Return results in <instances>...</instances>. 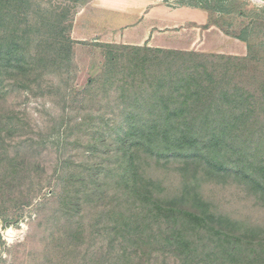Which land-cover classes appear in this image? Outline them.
<instances>
[{
	"label": "trees",
	"instance_id": "trees-1",
	"mask_svg": "<svg viewBox=\"0 0 264 264\" xmlns=\"http://www.w3.org/2000/svg\"><path fill=\"white\" fill-rule=\"evenodd\" d=\"M25 1L0 0V100L3 101L11 91L39 86L41 80L37 79L45 69L68 66L76 14L73 11L68 17L67 8L72 0L59 7L62 12L51 24L46 21L49 18L35 22L34 15L24 6ZM195 7L208 13V24L203 29L215 26L234 37L211 15L208 7L201 4ZM40 10L47 12L42 7ZM43 29L46 31L42 32ZM49 29L59 32L60 37L52 41L55 44L47 43ZM237 39L246 43L248 59L145 46L103 45L108 48V68L100 80H94L93 93L88 89L83 93L89 102L98 104L97 92L115 86L114 105L118 112L110 120L116 147L115 166L105 168V177L123 186V191L114 194L112 204H102L110 206L107 215L114 218V235L121 237L127 248L141 252L161 246L173 251L180 264H264L263 224L241 222L215 209L214 221L209 222L203 215L175 204L178 187L183 183L187 190L188 175L196 176L199 171L209 178L210 184L242 187L257 206L264 208V82H257L253 89L242 81L247 68L251 73L259 66L258 51L252 47L253 41ZM39 44H43L42 48ZM209 57L223 62L212 61L209 68L205 61ZM250 79L255 78L252 75ZM60 87L58 92L62 91ZM97 118L103 123L108 121L105 113ZM11 120L7 118L8 122ZM91 145L94 154L98 141ZM147 163H151L154 178L171 171L169 175L178 186L170 189L160 180L145 176ZM76 178L79 188L76 190L74 185L68 188L65 198L73 196L82 204L92 202L90 197L103 200L99 182L82 174ZM191 184L195 188L197 183ZM91 185L97 187L91 189ZM78 232L77 227L69 233L67 228L62 230L63 234L81 237Z\"/></svg>",
	"mask_w": 264,
	"mask_h": 264
},
{
	"label": "rangeland",
	"instance_id": "rangeland-1",
	"mask_svg": "<svg viewBox=\"0 0 264 264\" xmlns=\"http://www.w3.org/2000/svg\"><path fill=\"white\" fill-rule=\"evenodd\" d=\"M84 1L26 0L24 6L34 15L35 22L49 18L50 21L45 20L51 24L62 12L59 9L62 4L71 2L66 4L71 6L67 8L70 17ZM183 4L208 7L211 15L233 34L234 37L226 35L228 39L222 42H211V37L206 36L207 46L211 44L215 48L213 52L224 53L210 55L248 59L246 43L237 38L253 41L259 66L251 73L247 68L242 81L250 88L259 81L264 82V59H259L264 58V0H178L169 5L176 8ZM41 7L47 12H42ZM174 31H181V28ZM58 33L49 29L47 43L55 44L60 37ZM204 36L203 33L202 38ZM237 42L244 44L245 52L241 56L228 55L230 50L238 53L234 44ZM69 43L67 68L49 67L37 79L42 81L39 86L35 85L32 90L11 91L4 101L0 100V122L3 124H0L3 130L0 134V264H180L173 251L154 246L138 252L124 246L121 237L114 235V218L107 215L110 206L102 202L112 204L114 194L123 191V186H117L105 177V168L115 166L113 149L116 147L110 120L118 112L114 105L117 95L115 86L107 87L104 92H97L99 103L95 104L83 93L87 89L92 92L96 81L105 74L108 48L103 47L105 43L98 42L72 39ZM39 46L42 48L43 44ZM205 61L209 68L212 61L223 62L210 57ZM252 75L254 80L250 79ZM251 81H254L253 85ZM59 85L60 92L57 91ZM104 113L108 124L97 118ZM8 117L12 122L7 121ZM94 141H98L99 147L93 154L91 144ZM145 169V176L160 180L165 187L174 189L178 186L169 175L171 171L154 178L151 163H147ZM77 174L99 182L103 200L90 197L92 202L82 204L73 196L65 198L68 188L73 185L76 190L79 188L75 184ZM202 175L199 171L196 176L188 175L187 190L183 183L178 187L176 194L179 197L175 199L178 207L203 215L209 222L214 221L215 209L217 213L241 222L248 223L249 220L264 225V208L257 206L242 187L230 183L210 184L209 178ZM145 181L148 183V179ZM183 182L186 184V180ZM191 183H197L195 188ZM96 187L91 185V189ZM69 227L71 230L77 227L81 237L63 234L65 228L71 232Z\"/></svg>",
	"mask_w": 264,
	"mask_h": 264
},
{
	"label": "crops",
	"instance_id": "crops-1",
	"mask_svg": "<svg viewBox=\"0 0 264 264\" xmlns=\"http://www.w3.org/2000/svg\"><path fill=\"white\" fill-rule=\"evenodd\" d=\"M173 1L178 0H86L74 16L71 38L77 42L223 55L206 44V36L211 42L228 39L215 26L203 29L208 13L186 4L172 8L169 4ZM240 43H234L238 53L230 50L227 54L241 56L245 46Z\"/></svg>",
	"mask_w": 264,
	"mask_h": 264
}]
</instances>
